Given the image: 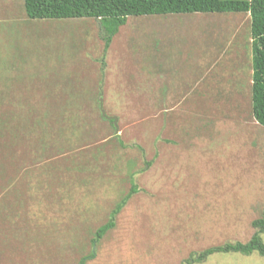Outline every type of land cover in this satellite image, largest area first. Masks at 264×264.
<instances>
[{"label": "rangeland", "instance_id": "rangeland-1", "mask_svg": "<svg viewBox=\"0 0 264 264\" xmlns=\"http://www.w3.org/2000/svg\"><path fill=\"white\" fill-rule=\"evenodd\" d=\"M103 33L0 0V264H79L131 173L139 191L86 264H187L247 242L264 211L249 13L128 16L108 48Z\"/></svg>", "mask_w": 264, "mask_h": 264}, {"label": "trees", "instance_id": "trees-1", "mask_svg": "<svg viewBox=\"0 0 264 264\" xmlns=\"http://www.w3.org/2000/svg\"><path fill=\"white\" fill-rule=\"evenodd\" d=\"M27 15L38 19L92 17L99 19L104 29L103 38L108 48L128 16L190 14V13H249L251 18L252 51V113L264 126V0H23ZM17 97L22 96L18 93ZM102 118L110 120L106 114ZM115 119L110 123L117 126ZM116 138H120L115 135ZM119 140V139H118ZM121 146H124L119 140ZM152 160L147 161V166ZM133 173L131 187L109 212L108 220L98 226L91 239V250L81 257L79 264L96 257L97 246L103 236L116 225V219L131 197L139 191ZM256 231L247 242H227L211 246L187 258V264L206 260L216 253L240 252L250 255L257 251L264 256V211L252 222Z\"/></svg>", "mask_w": 264, "mask_h": 264}, {"label": "clouds", "instance_id": "clouds-1", "mask_svg": "<svg viewBox=\"0 0 264 264\" xmlns=\"http://www.w3.org/2000/svg\"><path fill=\"white\" fill-rule=\"evenodd\" d=\"M103 111H104V110H102V113H103ZM105 113H106V112H105ZM115 119H116V118H115ZM114 123H115V120H114ZM115 124L117 125V121H116V123H115Z\"/></svg>", "mask_w": 264, "mask_h": 264}, {"label": "water", "instance_id": "water-1", "mask_svg": "<svg viewBox=\"0 0 264 264\" xmlns=\"http://www.w3.org/2000/svg\"><path fill=\"white\" fill-rule=\"evenodd\" d=\"M105 114H106L105 111H103V115H105ZM116 120H117V119H115V123H116Z\"/></svg>", "mask_w": 264, "mask_h": 264}]
</instances>
